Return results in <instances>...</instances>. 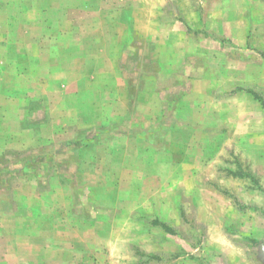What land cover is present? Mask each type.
Wrapping results in <instances>:
<instances>
[{"label": "rangeland", "instance_id": "374dc122", "mask_svg": "<svg viewBox=\"0 0 264 264\" xmlns=\"http://www.w3.org/2000/svg\"><path fill=\"white\" fill-rule=\"evenodd\" d=\"M0 264H264V0H0Z\"/></svg>", "mask_w": 264, "mask_h": 264}]
</instances>
